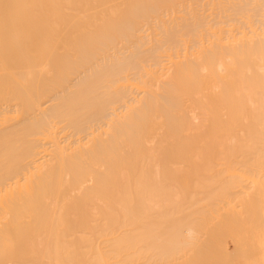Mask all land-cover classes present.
Listing matches in <instances>:
<instances>
[{"label": "bare ground", "instance_id": "bare-ground-1", "mask_svg": "<svg viewBox=\"0 0 264 264\" xmlns=\"http://www.w3.org/2000/svg\"><path fill=\"white\" fill-rule=\"evenodd\" d=\"M0 264H264V0H0Z\"/></svg>", "mask_w": 264, "mask_h": 264}, {"label": "snow or ice", "instance_id": "snow-or-ice-1", "mask_svg": "<svg viewBox=\"0 0 264 264\" xmlns=\"http://www.w3.org/2000/svg\"><path fill=\"white\" fill-rule=\"evenodd\" d=\"M25 7H31V6H28V5H8V4H5L4 5L5 14H4V18H3L5 26L7 27V25L12 20V18L9 16L8 11H7L9 8H25Z\"/></svg>", "mask_w": 264, "mask_h": 264}]
</instances>
